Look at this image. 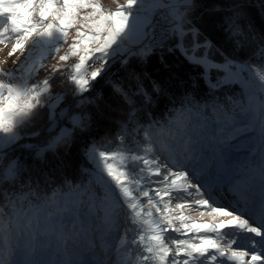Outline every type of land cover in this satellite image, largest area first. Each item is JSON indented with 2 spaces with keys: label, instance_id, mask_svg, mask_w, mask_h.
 <instances>
[{
  "label": "snow or ice",
  "instance_id": "1",
  "mask_svg": "<svg viewBox=\"0 0 264 264\" xmlns=\"http://www.w3.org/2000/svg\"><path fill=\"white\" fill-rule=\"evenodd\" d=\"M153 7L169 24L159 40L143 0L115 10L101 0H0V45L24 57L2 73L9 82L0 79V264H264V62L226 56L197 23L215 18L234 51L250 48L264 61V0ZM124 38L136 50L122 47ZM157 48L202 69L213 96L186 95L175 119L141 123L138 112L167 94L141 67ZM213 71L223 75L213 79ZM64 81L72 100L61 107L66 94L56 85ZM233 84L240 97L215 95ZM114 109L123 118L119 146L101 150L93 129ZM249 132L258 133L250 151L259 163L236 166L234 141ZM13 147L28 158L10 157ZM74 152L88 165L79 180L65 172ZM58 178L62 187L49 195L44 188ZM193 208L207 218L185 214Z\"/></svg>",
  "mask_w": 264,
  "mask_h": 264
},
{
  "label": "trees",
  "instance_id": "2",
  "mask_svg": "<svg viewBox=\"0 0 264 264\" xmlns=\"http://www.w3.org/2000/svg\"><path fill=\"white\" fill-rule=\"evenodd\" d=\"M197 23L199 24L204 36L212 39L214 43H216V46L222 52H224L226 56L236 57L238 60L244 61L246 63L250 62L253 67H257L262 62H264L259 57L252 56L250 48L234 51L232 44L222 33L216 30L215 18L205 16L203 19L198 20ZM256 24L257 30H259L261 26V20L258 17L256 18ZM161 54L166 58L169 66L168 68H163L160 64V61L157 59V55ZM216 59L218 61L221 60V58L219 57H217ZM130 63H135V61L130 60ZM141 67L145 68L151 75V77L160 81L167 93L165 96L157 98L150 107L144 109L141 112H138V119L141 123H144L149 119H154L160 121L161 123H164L170 119H175L177 116L176 110L181 108V100H183L186 95L194 96L200 101H209L213 96V93L208 89V86L201 82L199 73L202 71V69L190 64L184 58V56L181 55L180 51L168 53L166 50L162 51L157 48L155 49L154 54L149 58L148 63L141 65ZM220 76H222L220 73L215 71L212 72L213 79ZM56 90H62L63 92H66V97L71 98L72 100V85L70 84V82H57ZM215 95L220 99L229 95L240 97L241 86L238 84H233L231 86L224 87L218 90ZM136 99L137 103L139 104V98ZM127 111L128 109L126 108L125 114ZM145 112L150 113L151 115H145ZM208 114L210 115V112ZM122 119L123 118L118 115L117 110L114 109L111 118L103 121L99 127L93 129V131L96 133V142H100L103 145L108 144V141H112L113 144L117 143V139L115 137L118 131V127L115 122L122 121ZM53 135H55V133H53ZM136 138L142 146H148L147 144H145L140 135H137ZM125 141L129 143V140L127 138ZM21 143H23V141H21ZM78 143L80 145H83L85 141L81 140L78 141ZM11 156H22L24 159L28 158L27 153L24 149L16 147L12 148ZM87 166L88 165L81 157L80 152H74L70 158V166L65 170L66 175L79 180L80 178H82V173H80L77 169H82ZM53 175L59 177L60 174L53 173ZM59 187H62V185L58 178L54 180L53 183L48 187L44 188V191L51 195L52 190ZM7 211L8 209L5 208V212ZM130 235L131 234L129 233V239L131 238ZM135 249L136 248H132L131 251Z\"/></svg>",
  "mask_w": 264,
  "mask_h": 264
},
{
  "label": "rangeland",
  "instance_id": "3",
  "mask_svg": "<svg viewBox=\"0 0 264 264\" xmlns=\"http://www.w3.org/2000/svg\"><path fill=\"white\" fill-rule=\"evenodd\" d=\"M170 0H164V3H169ZM102 5L109 10H115L119 4L125 3V0H101ZM156 3H159V0H143V7L145 9V14L149 15L152 20H153V9L154 5ZM71 41H69L70 43ZM122 47L127 48L129 50H136L137 45L135 44H130L129 40L127 38H124L121 42ZM11 51V45H0V79L5 80L6 82L8 81V78L3 76L2 73L7 72L9 70H12L17 67L19 61L23 60V56L20 53H16L14 55H9V52ZM63 54V51L61 52ZM75 58L72 60H69L68 63L71 64L73 63ZM56 63L55 60H49V66L51 64ZM223 75V73H220ZM44 75L43 72L39 73L40 78H42ZM68 82V81H64ZM57 92H61L66 94V92H63L62 90H57ZM71 101V98L66 97L65 101L61 103V107H63L65 104L69 103ZM210 122V121H209ZM58 132V129H57ZM55 133V132H54ZM56 134V133H55ZM258 136V133H246L243 136H241L238 141H234V143L237 145L236 148L232 149L230 152V158L234 162L236 166H243L245 164H251L253 161L256 163H259V154L255 152H251L250 149H252L253 145L256 144V137ZM126 140V139H125ZM98 146L101 147V150H116L119 146V141L117 140V143H111V144H106L103 145L100 142H96ZM125 144H127L126 141H124ZM15 150V149H13ZM8 155L11 156L12 154V148L7 150ZM224 188V185H221V189ZM217 199L222 202L226 203L227 200L225 199V195L218 194ZM179 202H184V201H179ZM175 203V202H174ZM186 215H191L197 223L203 222L204 219L207 217L205 216L204 218L199 217L198 212L196 211L195 208L191 209L190 211L185 213ZM131 238L135 233H130ZM171 238H188L193 236L192 233H187L185 237H180L179 234L172 233L170 232ZM130 238V239H131ZM93 239L96 240V243L99 244V239L96 237H93ZM140 249H135L131 251L132 256H135L138 254ZM97 252L99 253V248L97 249ZM83 259H91L89 255H85L82 257Z\"/></svg>",
  "mask_w": 264,
  "mask_h": 264
},
{
  "label": "built area",
  "instance_id": "4",
  "mask_svg": "<svg viewBox=\"0 0 264 264\" xmlns=\"http://www.w3.org/2000/svg\"><path fill=\"white\" fill-rule=\"evenodd\" d=\"M166 14V10L162 9H153V22L156 25L155 27V37L157 40L161 39L164 35V30L169 27L168 22L163 19V16ZM150 41H145L144 43H149Z\"/></svg>",
  "mask_w": 264,
  "mask_h": 264
}]
</instances>
